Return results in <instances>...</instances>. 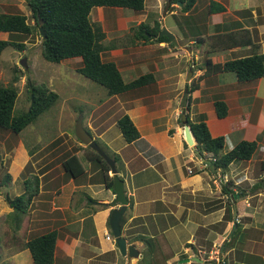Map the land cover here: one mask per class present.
<instances>
[{"label": "crops", "instance_id": "0c3cea01", "mask_svg": "<svg viewBox=\"0 0 264 264\" xmlns=\"http://www.w3.org/2000/svg\"><path fill=\"white\" fill-rule=\"evenodd\" d=\"M209 1L205 0L207 5ZM224 7L226 12L228 8ZM239 11L242 10L235 9L234 13ZM250 14L253 18L248 28L257 33L253 41L258 45L256 53L263 54L264 25L256 24L254 11L250 10ZM237 18V22L244 21L243 17ZM160 25L162 30L164 24ZM176 45L177 42L173 47ZM118 50L111 45L103 53ZM130 50L124 57L135 52ZM224 52H245L236 58L253 53L250 46ZM236 58L210 60L216 64ZM130 64L125 68L147 65L145 62ZM199 71L198 76L202 74ZM222 74L229 73L201 80L199 88L188 96L190 120L204 116L210 135L223 137V153L241 141L256 143L250 160L233 161L225 171L214 169L211 163L204 166L203 161L205 164L207 161L199 156L195 145L186 144L180 124L182 97L180 100L178 96L161 98L163 104L154 107L138 97L124 96L130 102L126 107L127 103L117 98L125 93L107 95L110 102L116 101L104 107V113L97 106V116L88 127L83 126L82 118V127L93 141L96 138L106 143L108 153L101 149L114 161L117 176L123 182L127 205L121 216L122 225L119 221L120 235L126 244H137L139 259L127 262L114 240H105L106 235L112 237L108 220L111 210L119 208V204L115 203L112 188L105 185L103 167L88 160L85 146L68 135L59 136L38 152L27 151L20 145L13 149L10 160L13 173L8 172L10 180L6 186L16 187L15 195L6 194V197L22 195L24 182L33 177L39 182L38 194L29 207L33 210L21 215L19 231L23 226L26 228L28 217L29 238L54 232L53 264H217L219 260L223 264H264V77L237 82L233 75L234 79L225 83ZM188 86L186 77L182 87L174 90L182 88L184 93ZM163 94L155 91L152 97ZM216 98L227 105V116L223 119L215 115ZM123 115L129 117L139 133L134 142L127 143L117 128L116 122ZM70 155L76 156L83 168L77 177L69 176L62 166V161ZM24 168L28 170L25 176L20 174ZM187 169L192 173L188 174ZM107 176L113 178L109 171ZM2 204L0 200V217L11 214L8 203ZM8 250H11H6L9 264H33L28 250L10 247ZM185 259L188 261L183 262Z\"/></svg>", "mask_w": 264, "mask_h": 264}, {"label": "trees", "instance_id": "16d2710c", "mask_svg": "<svg viewBox=\"0 0 264 264\" xmlns=\"http://www.w3.org/2000/svg\"><path fill=\"white\" fill-rule=\"evenodd\" d=\"M25 2L31 12L33 25H29L27 18L21 14L8 15L0 13V33L8 35L7 40H0V55L9 47L19 52L24 51L26 49L25 40L35 32L40 37V56L45 61L58 64L64 60L80 58L81 67L77 69V73L103 87L109 96L134 91L153 81L151 74H145L129 83H124L115 64L101 60V54L105 49L102 44L105 36L100 24L92 22L89 15L90 11L97 7L128 9L140 13L144 10L145 0H25ZM195 3L196 0H168V6L169 4L178 5L184 14L186 36L194 38V41L200 44L203 42L201 28L198 24L196 25V20L189 16ZM225 10L222 3L211 0L206 6L205 16L220 14ZM235 14L243 17L246 26L252 24L249 9ZM39 21L42 22L43 36L39 33ZM177 26L183 33L182 26L178 23ZM246 26H243L240 22H234L233 25L215 26L216 32L206 38L208 41L205 51L206 58L202 68H199L202 74L198 76L196 81L192 80L190 82L186 88L188 95L191 91L199 88L198 83L201 80L220 73L234 75L237 82H249L264 77V53H256L258 45L253 42L257 33ZM202 29L204 30V27ZM130 30L134 39L143 40L144 42H150L154 39L159 44L169 43L171 47L174 46L171 40L161 34L162 30L159 22H154L152 27L142 22ZM19 37L20 39H18ZM246 46H250L253 52L246 57L216 64H213L209 58L215 53ZM14 81H17V78H14ZM27 96L29 100L27 111L14 113L17 89L14 85L0 86V130L15 135L20 134L28 125L34 123L41 114L48 111L57 99V95L46 86L32 83L27 86ZM190 102L191 98L188 96L186 107L181 109V113L186 117V124L190 128L196 143L195 147L202 159L207 161L209 158H215V162L211 164L214 169H220L221 171L227 170L233 161L250 160L256 149L255 142L241 141L232 150L223 153V137H212L210 135L204 116H201L198 120H190ZM213 107L218 119L227 116V105L222 99H214ZM180 124L184 125L182 122ZM116 125L127 143L134 142L139 138L137 129L127 115L120 117ZM84 151L88 160H94L103 167L105 185L112 188L113 178L107 176L108 165L89 147H84ZM62 166L71 177H77L83 173V168L74 155L66 157L62 161ZM9 180L10 176L5 174L2 178L3 186ZM38 191V179L33 177L32 180L24 182V193L22 195L14 198L6 197L9 207L12 209L11 214L5 217L6 224L11 228L12 243L8 245L7 234L2 243L5 246L4 248L12 247L18 251L28 250L33 264H53L56 240L54 232L32 237L23 244H20L15 236L21 227V215L26 214ZM12 221L14 223L11 225ZM120 225H122V218Z\"/></svg>", "mask_w": 264, "mask_h": 264}, {"label": "rangeland", "instance_id": "374dc122", "mask_svg": "<svg viewBox=\"0 0 264 264\" xmlns=\"http://www.w3.org/2000/svg\"><path fill=\"white\" fill-rule=\"evenodd\" d=\"M219 1L229 9L224 14L211 17L205 16L207 6L205 0H196L195 8L189 13V16L196 20V25L198 24L201 28L203 42L200 44H197L194 38L186 36L184 14L178 5L169 4L167 7L168 0H145L144 10L140 13H135L128 9L99 8L96 10L94 8L95 10H91L90 20L100 24L104 33L103 46L112 45L119 48L118 51L102 53L101 60L103 62H112L116 68L118 67L119 70H122L121 75L124 83H129L142 74H151L153 77V83H149L134 91H128L125 95L117 97L120 102H126V107H128L130 102L127 99L138 97L145 104L156 107L157 104H163L164 101L161 98L171 99L178 96L177 98L180 100L183 93L182 88L175 91L174 87H182L185 78L188 77L186 76L188 72H191V75L187 80V84H190L191 80L196 81L195 78L200 72L199 68H202L206 58L207 36L216 32V29H214L216 25H233L235 21L237 22L239 19L234 13L235 9L244 10V8H247L254 11L256 24L264 25V0ZM0 13L8 15L21 14L27 18L29 25H33V18L25 0H0ZM251 18H253V14H251ZM141 22L150 27L153 26L154 22L163 23L164 27L175 37V41L177 40L176 47H170L168 43L159 44L154 39L150 42L134 39L130 29ZM177 23L182 26L185 35L180 31ZM241 24L244 25L245 22L241 20ZM203 27L204 30L202 29ZM7 39V34L0 33V40ZM25 47L26 49L20 52L9 47L0 55V86L14 85L17 89L14 113L27 111L29 107L27 86L29 83L46 86L57 95V99L48 111L41 114L34 123L28 125L20 134L15 135L8 131L0 130V200L4 203L2 204L3 206L7 204L5 200L6 194L9 197L15 195L16 187L3 186L2 178L8 172H10L9 174L13 173L10 160L13 158L12 151L16 146L20 145L23 149L26 148L27 151L38 152L61 135L64 138L68 135L71 140L72 137L75 139L74 129L80 116L84 120L83 126L88 127L87 125L91 124L93 122L92 119L97 116V106H101L103 109L100 112L104 113V107H108L109 103L116 101V99H113L110 102L109 95L103 87L77 73V69L81 67L80 58L64 60L58 64L45 61L40 56V37L35 32L27 37ZM130 49L135 52L124 57L127 52L131 51ZM245 52H249V50ZM245 52L239 54L230 53L231 56L227 52H219L210 56V59L212 61L216 59L222 61V58H236L244 55ZM23 59L26 67L20 64ZM130 62H145L147 65L141 68L126 69L125 67L131 66ZM221 76L225 83L234 79L230 73L222 74ZM14 78H17V81H14ZM156 80L160 81L159 84L155 83ZM163 84H166V86H163ZM155 91L164 94L162 97L159 95L152 97V93ZM95 142L100 149L102 148L108 153L105 142L96 138ZM206 163L208 165L210 162ZM21 173H24V176L27 175V168H24ZM24 176L21 175V177ZM16 186L20 190V185L17 184ZM31 206H33V203ZM29 207L27 209L28 213L33 210ZM5 217V215L0 217V264H9L6 250L7 252L11 250L4 248L5 246L2 243L6 234L8 236V244L12 243L11 228L6 224ZM26 222V228L24 229L23 226V229L15 235L20 244L30 239L28 217ZM15 236L13 235V237Z\"/></svg>", "mask_w": 264, "mask_h": 264}, {"label": "water", "instance_id": "95a60500", "mask_svg": "<svg viewBox=\"0 0 264 264\" xmlns=\"http://www.w3.org/2000/svg\"><path fill=\"white\" fill-rule=\"evenodd\" d=\"M168 7V4H167ZM166 7V8H167ZM42 22L39 21V33L41 36H43V31L41 29ZM161 34L166 36L169 40L173 42V44H176V41L173 37V35L167 31L164 27L162 28ZM21 66H25V60L20 61ZM191 75V72H188V77ZM188 96L187 90L184 91L182 99H181V108L184 109L186 107V99ZM181 122L184 124L183 125V135H184V140L186 144L190 147L193 145H196L192 133L190 131L189 126L186 124V117L184 114L181 115ZM75 137L76 139L85 147H89L91 150H93L96 154H98L101 159L108 165L109 167V172L113 176V184H112V190L115 194V203L119 204V208L111 210L109 220H108V225L110 228V231L112 233V237L114 240V243L122 257H125L127 262H130V260H137L140 258V252L137 248V244H126L125 240L121 237L120 235V226H119V221L121 216L123 215L126 205H127V199L124 193V185L123 182L120 180V178L117 176V170L115 168V163L114 161L108 157L100 148L99 146L93 141L91 136L83 129L82 127V117L80 116L75 125ZM262 186L264 188V181L262 183ZM223 246L220 248V253L222 252ZM188 260L185 259L183 262H187ZM192 261H197L200 262L196 258H192ZM217 264H223L221 260L218 261Z\"/></svg>", "mask_w": 264, "mask_h": 264}, {"label": "built area", "instance_id": "2783aa9c", "mask_svg": "<svg viewBox=\"0 0 264 264\" xmlns=\"http://www.w3.org/2000/svg\"><path fill=\"white\" fill-rule=\"evenodd\" d=\"M207 162L213 163V162H215V158H209V159H207ZM203 165L205 166V165H207V164H205L204 161H203ZM187 173H188V174H191L192 171H191L190 169H187ZM105 240L109 241V240H113V239H112V237H110L109 235H106V236H105Z\"/></svg>", "mask_w": 264, "mask_h": 264}]
</instances>
